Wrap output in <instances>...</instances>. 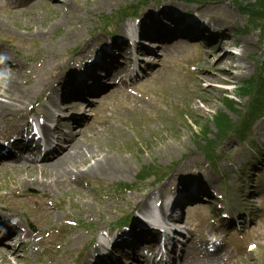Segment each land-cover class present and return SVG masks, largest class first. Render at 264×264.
<instances>
[{
	"label": "rangeland",
	"instance_id": "1",
	"mask_svg": "<svg viewBox=\"0 0 264 264\" xmlns=\"http://www.w3.org/2000/svg\"><path fill=\"white\" fill-rule=\"evenodd\" d=\"M71 1L76 3L85 0ZM119 1V3L110 4L111 7L98 8V6H90L81 9L78 17L87 21L89 25L92 24L95 27L94 32L101 28L99 35L104 37L109 32L108 28L113 29L118 26V22L114 20H119L117 13L120 10L126 9L129 10L128 12H132L138 6L140 19L145 20L142 13L159 6V1L155 2V0ZM254 1L210 0L204 3H196L197 5H189L181 2V0H165L160 4L166 17L159 18L157 21L148 20L146 25L138 26V28L156 26L159 29L164 24H168L171 29L177 32L178 36L182 37L183 34L188 35L189 33L187 29L179 28L186 26L181 23L180 17L182 18V16L178 17L176 14L183 13L173 12L172 8L165 9L163 5L171 2V4L181 8L201 6L207 7V10L209 7L217 9L223 6L232 19L226 23L228 28L223 30L227 35L221 34L219 37L220 42L221 38L226 36L231 41L238 43L239 51L242 49L243 39L246 38L252 43V47H248L244 54L248 68L235 70L232 74L233 79H230L242 81L251 74L259 72L264 65V33L254 26L247 25L252 15H245L240 10V7ZM262 6H264V1ZM64 12L62 8L48 7L46 3L41 1L32 3L26 9L16 11L10 16H7L4 11H0V16L8 20V26L12 27L13 31L26 27H45V30H48L49 38L41 44L47 46L49 41L57 39L56 36L59 32L69 28L68 20L64 21L61 29L55 28V21L57 19L62 20ZM30 13L34 15L33 18H28ZM209 13L210 18L212 16L216 18L220 14L217 10H212V13H210L212 15ZM106 20L111 22L106 23ZM212 25L214 24L212 23ZM217 26L219 31H223L219 25ZM90 29L91 26H88L86 30L90 31ZM13 31L3 35L12 37V40L8 42L15 45V49H21V51L23 49L26 55H31L33 53L31 46L25 43L27 41L34 42V40L19 37ZM166 31H168V35L174 34L169 28L162 31L161 34H166ZM78 34L79 32L77 36ZM21 44L24 45L22 48ZM186 44L187 46L180 47L175 51H173V48L163 51L164 54L170 56L167 64L160 61L163 56V53L160 52L161 55L154 58L156 59L154 66L157 75L153 76L152 74L151 79L140 77L136 80L139 83L138 90L142 91L143 94H150L148 98L147 96L133 94H129V97L127 94L114 95V97L103 102H100L99 99L92 102L94 104L91 105L96 107L95 110H85L86 113H91V115L96 113L99 117L112 113L113 120L111 124L107 128H102L98 134L101 140H107L108 146L111 147L110 154L116 157L119 162H124L129 168H132V171L130 170L127 175L123 176L124 179L116 176L108 177L103 174L84 176L88 182L86 185L81 182L82 187H78V189L67 184L60 185L55 188L53 194L54 201H57L60 207H55L52 212L59 222L65 220L70 224L71 219L80 218L91 226L94 224L93 226L97 228L109 224L116 225V221L121 218L120 216L127 212H133L130 210L133 208L137 197L142 198L147 190L162 188L166 184L169 186V183L174 186H181L184 183L193 180L199 181L204 178L209 182L208 191L214 192L217 190L221 194L222 200H218V202L221 203L222 210L227 204V200L230 201L228 208L234 217L237 215L238 210L242 212L250 210L251 208L245 204V201L247 199L251 200L249 203L253 208V217L257 218V224L250 225L247 235L249 239H255L260 244L252 252L254 256L253 264H264V238H262V235H264V118L257 120L251 126L249 125L248 129L245 126L244 130H248V135L244 134L242 138L236 136L233 130H228L227 123L224 120L233 123V121L240 118L246 108L245 98L232 97L235 106L230 107V105H227L228 100L222 102L224 101L223 94L229 93L225 92L227 90L223 88L222 83L219 84L215 81L211 83L203 80L197 84L194 81V70L191 68L200 66L209 69L213 65L214 57L206 59L204 51L199 45L191 46V44L196 43ZM222 45H225L224 47L228 49L230 41H222ZM74 46L78 47V51L80 50L79 40L71 43V48L68 50L70 53L74 54ZM6 47L9 46L6 44ZM225 48L222 49L225 50ZM226 61L229 62L230 59ZM237 75H240V77ZM222 77L226 76L222 75ZM209 86L213 88V90H210L211 93L207 91ZM43 87L44 85L41 88ZM202 93L210 95L211 101L208 104L201 99ZM229 94L233 95V93ZM139 98L148 102L143 106H138L136 101ZM131 99L135 100L131 102ZM36 101L41 102L42 100L38 98ZM121 104H126L135 110L130 112ZM69 115L70 112L67 113V116ZM218 118L224 120L218 121ZM222 126L223 129L220 128ZM177 132L179 138H177ZM163 140H165L164 143L160 144L159 142ZM216 143H218L217 147H215ZM213 148L217 153L218 160L215 165H209L205 161L202 151ZM78 166L79 168L85 167L79 165V163ZM146 168L149 171L152 169L158 170L157 175L162 181L156 182L153 176L139 181L138 174H141L143 169L146 171ZM15 178L16 174L14 172H0V186L5 184L12 186ZM120 183L129 184L131 189H124ZM211 186H215L216 189ZM1 192H4V189L1 188ZM28 192L37 193L38 191L34 188H28ZM119 192L132 196L131 200L134 201L129 204V211L127 208L122 214L112 215L109 213L111 217L105 226H99V223L95 224L97 220H100L98 213H93L90 216V221L81 217L83 213H80V210L84 207H88L93 211L92 209L98 207L99 203L96 201L98 198L106 200L109 205ZM199 202H205V200L199 198L192 201L190 207H186L184 210V214L187 211L192 215L187 217L188 221L204 219L205 222L202 227L204 229L207 225V219L213 215V211L216 209L212 207L205 208ZM106 209L109 212V208ZM69 213L70 215H68ZM33 215L39 217L43 213L36 211ZM134 215L131 214L130 217L133 218ZM219 223L220 218L218 217V221L216 220L214 225H218L220 228L222 225H219ZM224 226L226 225L224 224ZM77 228L80 229V227ZM81 250L82 244L75 251L44 255L40 257V260L44 264H67L70 260H75Z\"/></svg>",
	"mask_w": 264,
	"mask_h": 264
},
{
	"label": "bare ground",
	"instance_id": "2",
	"mask_svg": "<svg viewBox=\"0 0 264 264\" xmlns=\"http://www.w3.org/2000/svg\"><path fill=\"white\" fill-rule=\"evenodd\" d=\"M29 0H0V11H4L7 16L10 14H14L16 11H22L26 9V7H22ZM43 1L47 4V6L51 8H62L64 9L63 19H57L55 21V28H62L65 20L69 21V30H64L59 32L56 36L57 39L51 40L49 42V47L45 48V51L40 50L38 53V57L43 62L41 66L38 68H32L29 70L24 66H19L18 61L14 60L8 61L4 60L3 65L0 66V96L4 97L6 100L0 99V133H4L6 131L4 122H12L15 119H18V113L24 111L27 107L31 106L33 100L38 95L39 90L45 84H48L51 92L47 96V102L54 107L58 111H63L66 108L72 109L74 111L82 110L84 108V103L81 101L80 97L85 93H93L99 90H104L107 95L113 92L111 87L106 85V80L110 76H114L117 78L123 72H127L129 67L127 65L119 64L117 59L121 56L125 58L131 59L132 57L129 55V52L123 49L124 41L114 40L111 43L113 44L109 51L104 52L101 50V55H105L101 62L94 63V65H89L91 67H97V72H92V68L85 71L84 74L89 75L92 79L91 82H86L84 79H80L76 73L68 72L65 75H60L58 73L59 67L62 66L60 58L65 53L67 48L71 46V43L79 40L81 48L78 52L76 58H83L89 52L93 46H100V43L103 41L102 37L99 35L100 30L98 29L94 32V26L92 24H88L87 21L78 17V14L81 12V9L90 7V6H98L100 7H111L110 4L119 3V0H85L83 2L74 3L71 0H33L30 4H34L37 2ZM11 3L12 5L17 4L18 6L15 8H3L4 5ZM26 5V4H25ZM218 7V6H215ZM212 10H217L219 15L213 19V21L221 26H227L232 18L226 12L223 6L218 7L217 9L209 7L201 9V12L204 14L212 13ZM209 13V14H210ZM152 15V11H150ZM212 15V14H210ZM77 16V18H75ZM33 14H28V18H33ZM88 26H91L90 31L86 30ZM46 28L35 27L29 28L26 27L24 29H17L13 31V28L8 26V20L2 18L0 16V33L5 34L8 32H12L19 37H37L38 39H44L47 37L48 30ZM79 32L78 36L77 33ZM168 32V31H166ZM153 37L157 38L159 42L163 40H168L169 37L166 36H158L153 34ZM143 44V43H141ZM157 45V43H154ZM242 52L241 55L237 57V61H240L239 65H234L231 60V63H227L225 59L228 56V52L225 50H221L220 44L217 42L215 47L206 51L208 58L214 57L213 65L207 68H201V72L199 75L195 76L196 83H200L203 80H207L209 82H225L228 79L232 78V74L234 70L245 69L247 66V62L243 60L244 58V50L248 47H252L251 41L247 39H243L242 41ZM146 46H138L139 51H146ZM150 53L156 54L155 50L148 49ZM6 52L10 53V49L5 46H0L1 54ZM159 52V51H158ZM230 59H234V57L229 56ZM150 59V57H148ZM235 60V61H236ZM70 62V59H67L65 63ZM97 64V65H96ZM30 67V66H29ZM152 66H149L151 69ZM147 71L143 72L146 74ZM222 75L226 77H222ZM78 77V78H77ZM51 79L54 80H64L65 86L67 87L66 91L60 95V100L55 99L53 97V93L55 87L49 84ZM79 81H76L78 80ZM117 85V84H116ZM210 90H213L212 87L209 86L208 93H211ZM103 92V91H102ZM88 95L83 96L82 99H86ZM70 97H74L75 101L69 102L63 107H59V104ZM201 99L205 103H209L211 101L210 95H201ZM42 111L44 117L47 120H53L55 122L54 126L49 129L46 127L42 128L43 138L42 142L35 140H28L26 143L35 146L26 147L25 150L28 151L33 157H20L12 153L11 147H20L19 139L23 140L21 135L15 140L12 141L8 149H5L4 146H0V168L2 166H6L11 169L15 174L16 178L14 180L13 185L10 189V197H4V200H13L16 202H24L27 206L32 207L33 211H40L46 217L44 222L48 224V227H43L40 224L36 223L34 220L30 222L33 225V231L30 232L29 241L33 244L39 245H51L53 243H58L59 245H71L72 248H75L78 242L83 240V234L78 232L75 229H70L67 226L63 227V230H66L67 233L64 235H57L54 230V223L52 222V208L48 204V199L50 193L54 187H59L60 185H71V181L76 179L78 176H89V175H97L103 174L105 176L111 177H123L127 175V173L132 168H129L124 162H119V160L110 154L111 147L108 146L107 140L102 139L98 134V131L101 128H105L109 123L108 118H103L99 125L93 124L90 125V133H82L80 137H76L74 133L69 132L65 134L63 132V124L59 116L56 115L46 107H42L41 109H33L31 112H39ZM12 126V128H16V125ZM27 125V126H26ZM29 125V126H28ZM25 128L29 130L30 122L27 120L25 123ZM62 139L67 143L66 148H62L59 144V141ZM186 136V135H185ZM177 138H179V133L177 132ZM165 140L159 142L160 144L164 143ZM103 143V144H101ZM20 144H22L20 142ZM157 145H159L157 143ZM43 149L44 154L42 157L38 155V152ZM4 151H10L6 156L2 155ZM85 166L82 169L78 166ZM114 163V164H113ZM125 177L121 178L124 179ZM76 187H82L80 179L78 178L75 182ZM193 190H196L194 186L190 185ZM29 187H35L40 189L38 194H25L24 190ZM170 192L171 190H166L165 188L159 189L158 198L155 199L154 203L160 199L165 197L166 192ZM197 191V190H196ZM131 196L125 195L123 192H119L117 196H115L111 203L108 205V202L104 199H97L98 207L92 209L91 211L88 207H84L81 209V213L85 216V219L90 221V216L93 213H98L100 217L106 218L109 213L114 215L115 213L120 212L123 208L132 203L134 200H131ZM150 198V195L148 196ZM139 199V198H138ZM36 200L37 204L33 205V201ZM250 202V199H247ZM139 207L135 208L137 210V215L139 218H147L148 217V202L139 199ZM175 204L172 206L174 208ZM109 208V212H107L106 208ZM152 207V206H150ZM0 214H5L4 209H0ZM178 215L169 216L168 219L172 222H176L178 219ZM3 221L0 222V234H2V238L9 237L10 246H0V264H21L25 262V264H44L40 260L32 258L27 254H22L23 249L21 248L22 240L21 237H16L15 230L16 227H2L5 218L2 217ZM28 219L26 220V222ZM142 221V220H141ZM125 237H121L123 240ZM130 241V239H128ZM108 240L107 243H109ZM192 247L187 252L190 254L189 256L184 255V251L180 250L179 258L177 260V264H228L223 260L220 255L216 253L209 254L205 251L204 241L203 245H201L200 251H203L202 259L196 260L192 254L194 250L198 249L194 240L190 238L186 241ZM113 242L112 246L109 250H106L105 245L99 244L98 247L95 248L94 251H98L100 249H105L102 253L97 254L96 256H92L89 254L86 264H95L99 260L105 258L106 264H112L110 254L113 251H117V254L126 256L127 264H137L136 252L134 253L135 245H131L129 248V253L127 250L124 252V248ZM119 249V250H118ZM186 253V252H185ZM104 255H106L104 257ZM169 260L176 259L173 251L171 250L168 253ZM251 256H248V259L244 264H250ZM168 260V261H169ZM36 261V262H35ZM164 264H169V262H164ZM235 264V263H233Z\"/></svg>",
	"mask_w": 264,
	"mask_h": 264
},
{
	"label": "trees",
	"instance_id": "3",
	"mask_svg": "<svg viewBox=\"0 0 264 264\" xmlns=\"http://www.w3.org/2000/svg\"><path fill=\"white\" fill-rule=\"evenodd\" d=\"M263 1H264V0H261V2H259V3L262 5Z\"/></svg>",
	"mask_w": 264,
	"mask_h": 264
}]
</instances>
